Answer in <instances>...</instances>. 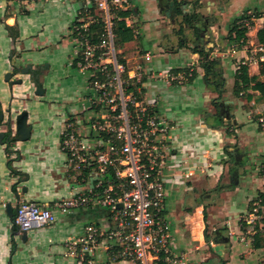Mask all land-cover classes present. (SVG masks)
<instances>
[{
	"label": "crops",
	"instance_id": "obj_1",
	"mask_svg": "<svg viewBox=\"0 0 264 264\" xmlns=\"http://www.w3.org/2000/svg\"><path fill=\"white\" fill-rule=\"evenodd\" d=\"M125 2L123 10L130 14L124 21L140 40L123 44L117 53L125 61L128 79L141 85L142 104L153 108L165 127L158 141L166 153L162 177L172 251L185 264H264V247L253 248L254 231L245 222L249 203L264 191V132L256 122L264 118V100L256 101L258 93L253 91L251 101L233 94L240 62H245L253 81L264 82L258 66L264 61V47L256 39L264 23V0ZM82 4L0 0V133L7 132L10 121L13 136L21 112L31 126L28 140L11 144L8 152L0 143V264H74L67 243L88 225L102 230L112 225L107 211L99 207L70 212L55 207L70 198L73 189L87 188L72 187L61 150L68 122L84 136L95 113L88 75L73 66L78 51L73 23L90 19ZM255 12L263 17L255 19L246 34L247 45L233 52L235 46L227 40L231 24ZM206 17L208 21L202 19ZM7 28L17 33L15 39ZM198 49L220 63L225 85L218 100L203 82ZM27 66L39 74L43 95L35 94L33 78L23 74ZM193 70L196 75L188 82L183 71ZM17 79L22 83L13 85ZM213 102L224 111L222 123L215 118ZM254 158L257 167L249 164ZM9 161L19 175L12 174ZM22 202L49 207L56 221L27 232L23 240L6 213L7 204L15 214ZM240 221L249 225L246 231ZM96 257L101 263L107 260L101 248Z\"/></svg>",
	"mask_w": 264,
	"mask_h": 264
},
{
	"label": "built area",
	"instance_id": "obj_2",
	"mask_svg": "<svg viewBox=\"0 0 264 264\" xmlns=\"http://www.w3.org/2000/svg\"><path fill=\"white\" fill-rule=\"evenodd\" d=\"M82 3V11L90 12L95 7L102 24L97 42L88 38V26L93 19H78L72 26L78 47L75 68L88 75L95 113L88 121L87 135L79 134L75 124L68 122L61 138V150L66 157L65 167L72 187L87 188L83 191L73 189L70 198L55 203V207L62 212L99 207L107 211L112 225L107 230L86 226L79 237L67 243L68 255L74 264H185L171 249V229L165 217L162 168L166 153L158 141L165 127L154 109L143 105L142 101L134 100L130 113L127 106L113 112L112 116L120 118L122 114L125 118L124 129L110 125L116 120L106 115L100 102L94 106L98 98L102 99L105 92L111 90L122 97H134L126 93L129 81L121 77L124 67L117 64L112 32L114 10L126 9V2L84 0ZM250 20L255 21L252 14ZM240 44L241 47L233 44V52L245 47L247 40L244 43L241 40ZM245 65L240 62L237 69ZM109 99L104 97L102 101ZM258 125L264 132L263 117L259 118ZM260 213L255 206L245 222L252 225L259 221L264 217V209ZM55 221L53 211L37 202L20 203L13 220L18 234L48 227ZM99 248L106 254L105 263L96 257Z\"/></svg>",
	"mask_w": 264,
	"mask_h": 264
},
{
	"label": "trees",
	"instance_id": "obj_3",
	"mask_svg": "<svg viewBox=\"0 0 264 264\" xmlns=\"http://www.w3.org/2000/svg\"><path fill=\"white\" fill-rule=\"evenodd\" d=\"M128 11H124L122 9H115L114 10V19H113V27L112 32L115 35L114 38V47L115 50L118 51L123 44L133 41V40H140L139 36L134 32V30L131 27H128L125 23V18L129 16ZM90 18L94 20L89 26H88V38L91 39V42H97L98 35L102 32L101 22H100V13L95 12V8L92 7L89 12ZM254 19H259L262 16L259 12L252 13ZM207 18V17H206ZM202 18L205 19V21H208V18ZM251 14L244 13L241 17L236 19L230 26L229 32L227 35V40L230 44H238V47H241L242 44H240V41L247 40L246 34L248 33L249 29L254 26V22L250 20ZM9 33L11 32V37L15 39L17 37V33H13L11 28H7ZM256 39L260 46L264 47V23L260 29H258L256 33ZM197 53L200 56V67L203 70V82L207 87H209L214 93L217 94V99H220L224 92V85H225V77L223 75L222 69L220 68V63L218 60H211L209 59V52L204 51L202 49H198ZM117 64L122 65L124 67V72L122 74L123 80H128L129 85L127 87L126 93L138 96L136 91H138V99L137 101H142V89L140 83H137L136 81L132 79H128L127 73H126V67H125V61L122 58L120 54L117 53ZM77 63V60L73 62V66L75 67ZM259 74L261 76H264V61L259 62ZM186 76L187 81H192V79L195 77L196 73L193 70L192 72L183 71ZM190 74V76H188ZM99 76V75H98ZM103 77H100V80H102ZM250 91L257 92L258 97L256 98V101L258 100H264V82H257L253 81L249 77L248 73V67L241 66L239 69H237L235 76H234V85H233V94L235 97H239L242 99H245L246 101H251L253 96L250 94ZM215 99V100H217ZM213 106L216 109V115L215 118L218 122L222 123V117H220V110L218 109V105L214 104ZM259 118L257 119L258 123ZM259 127V126H258ZM259 130L261 131V128L259 127ZM7 136L10 134L9 131L6 132ZM230 135V134H229ZM6 144L7 152L9 151L10 145L8 142H4ZM225 152L228 155V152L225 150ZM9 169L11 170L13 175H19L18 172L12 169L10 166V161L8 163ZM261 175L264 176V157H263V165L261 169ZM13 190H15V185L13 186ZM255 203V204H254ZM258 207V213L264 209V191L259 192L257 194V198L250 202L248 205V211L251 212L254 207ZM204 218H206V215L204 214ZM14 220V218H13ZM249 225H246L245 222L240 221V229L242 231H246V228H248ZM252 228V231H254L253 234V241L252 246L254 249H259L264 247V217L261 218L259 221H256L253 225H250ZM13 230H17V227L13 223Z\"/></svg>",
	"mask_w": 264,
	"mask_h": 264
},
{
	"label": "water",
	"instance_id": "obj_4",
	"mask_svg": "<svg viewBox=\"0 0 264 264\" xmlns=\"http://www.w3.org/2000/svg\"><path fill=\"white\" fill-rule=\"evenodd\" d=\"M169 9H174V5L173 2L170 1L169 2ZM169 16V11L167 12V17ZM23 74H30L31 77L34 80V85L36 87L35 90V94L37 96H41L43 95V89L41 84L39 83V74L37 73L36 70H32L31 66H27L26 68H24L23 70ZM11 78V74H7L5 76V80L9 81ZM11 83L14 84H21L22 80L21 79H17V80H12ZM6 113H10L9 110L6 111ZM4 119V113L0 108V125L2 124ZM6 127H7V131L10 132V134L6 133H0V143H4L5 141L8 142L9 145L15 143V142H24L26 140H28L30 134H31V126L27 125V114L25 112H21L15 119V134L12 136V132H11V123L10 121L6 122ZM6 213L7 216L9 217V219L13 222V218H14V210L11 207L10 204L6 205ZM16 233H18L16 231ZM206 234V232H204ZM25 234L26 233H22V238L23 240L25 239ZM206 237V236H205Z\"/></svg>",
	"mask_w": 264,
	"mask_h": 264
},
{
	"label": "rangeland",
	"instance_id": "obj_5",
	"mask_svg": "<svg viewBox=\"0 0 264 264\" xmlns=\"http://www.w3.org/2000/svg\"><path fill=\"white\" fill-rule=\"evenodd\" d=\"M72 1H76V2H79V1H84V0H72ZM95 8V7H94ZM95 12L98 13V11L95 9ZM252 29V28H251ZM137 95L139 96L138 94V91H136ZM138 96H134V97H122L119 95V92H117L116 90H111V91H107L105 92L104 96L101 98H98L97 99V103H95L94 106H98L99 105V102L100 104H102V110H106V115H111L113 114V112H115L118 108H119V111H121L120 109L122 107H125L127 106V110L128 112L130 113V109H131V106H134V100L137 101L138 99ZM104 97H109L110 99L109 100H104ZM130 98V99H129ZM137 98V99H136ZM217 99V98H216ZM218 100V99H217ZM141 102V101H140ZM129 106H128V104ZM108 112V113H107ZM221 112V111H220ZM121 112H119V115H120ZM220 114H224V111H222ZM105 115V117H107ZM223 116V115H222ZM113 120H116V121H111L110 122V125L112 127H114L113 125H119V127H117L116 129H124L125 127V121H124V117L123 115L121 114L120 115V118H117L115 116H112L111 117ZM120 121L121 123L117 124V121ZM257 121V120H256ZM259 126V125H258ZM96 144V143H95ZM258 162V159L257 158H254V160H252L251 162H249L250 165H255L257 164ZM257 167V166H256ZM105 210V209H103Z\"/></svg>",
	"mask_w": 264,
	"mask_h": 264
},
{
	"label": "bare ground",
	"instance_id": "obj_6",
	"mask_svg": "<svg viewBox=\"0 0 264 264\" xmlns=\"http://www.w3.org/2000/svg\"><path fill=\"white\" fill-rule=\"evenodd\" d=\"M15 215V214H14ZM14 223V222H13Z\"/></svg>",
	"mask_w": 264,
	"mask_h": 264
}]
</instances>
